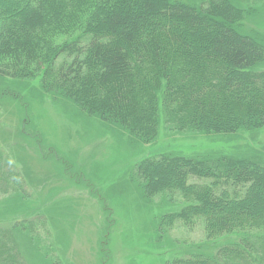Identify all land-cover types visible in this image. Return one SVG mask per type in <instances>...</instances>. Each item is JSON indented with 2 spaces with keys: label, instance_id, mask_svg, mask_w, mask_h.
Masks as SVG:
<instances>
[{
  "label": "trees",
  "instance_id": "trees-1",
  "mask_svg": "<svg viewBox=\"0 0 264 264\" xmlns=\"http://www.w3.org/2000/svg\"><path fill=\"white\" fill-rule=\"evenodd\" d=\"M13 2L20 10L0 28V75L39 80L38 88L53 100L72 103L133 143L155 146L162 123L181 138L264 127V70H251L264 61V47L231 26L243 24L246 15L229 0H210L199 10L182 0ZM1 4L12 6L9 0ZM175 162L182 166L174 183L196 176V191L155 185L160 175L152 173ZM260 163L212 150L191 159L169 151L132 169L131 181L148 194L188 192L182 196L190 205L160 219L166 229H194L201 222L206 241L226 240L211 254L200 248L167 264H264ZM36 227L25 221L14 232L0 226V264H15V232H28L39 249H50Z\"/></svg>",
  "mask_w": 264,
  "mask_h": 264
},
{
  "label": "rangeland",
  "instance_id": "rangeland-1",
  "mask_svg": "<svg viewBox=\"0 0 264 264\" xmlns=\"http://www.w3.org/2000/svg\"><path fill=\"white\" fill-rule=\"evenodd\" d=\"M182 1L199 10L210 0ZM229 2L246 15L243 24L231 26L264 47V0ZM129 7L136 12L133 4ZM19 10V3L1 4L0 28ZM251 70H264V61ZM14 79L0 75V226L14 232L21 222H42L38 240L50 242L55 264H167L183 253L195 256L200 248L211 254L226 242L206 241L201 222L194 229H166L169 224L160 219L179 213L187 206L185 199L178 191L148 194L131 181L130 173L169 151L189 159L211 150L224 156L234 153L264 166V127L181 138L162 123L155 146L137 144L72 103L53 100L38 88L39 80ZM177 163L165 173L171 181L182 166ZM33 190L40 191L38 199ZM258 192L264 199V187ZM223 205L228 208L230 202ZM259 210L264 213V206ZM13 235L15 264H52L28 232Z\"/></svg>",
  "mask_w": 264,
  "mask_h": 264
},
{
  "label": "bare ground",
  "instance_id": "bare-ground-1",
  "mask_svg": "<svg viewBox=\"0 0 264 264\" xmlns=\"http://www.w3.org/2000/svg\"><path fill=\"white\" fill-rule=\"evenodd\" d=\"M119 132V131H118ZM222 156H224V155H222ZM224 157H226V156H224ZM241 158H244V157H241ZM245 158H248V157H245ZM253 160H255L256 161V159H253ZM204 164L206 163V161H204L203 162ZM197 164H199V162L197 163ZM149 169H147V171H148ZM170 171V170H172V168H167V169H165V167H161V168H158V169H156L153 173H154V175H160V177L156 180V182H155V185L156 186H158V185H161V184H163L164 182H171V184H175V185H178V186H180V187H182V188H185V189H189L191 192H193V191H196V187L195 186H193V185H191V181L192 180H197V179H199L198 177H196V176H192V177H190L188 180L189 181H186V183H185V178H184V183L181 185V184H179V183H174V181H171L169 178H168V174L166 175L165 173H166V171ZM163 171H165V173L163 172ZM148 172H152L151 170L150 171H148ZM161 172H163V174H161ZM161 176H163V177H161ZM187 176V175H186ZM185 176V177H186ZM200 180H203V181H211V180H209V179H205V178H200ZM181 188V190H178V192L180 193V195L182 196V195H184V194H187L188 195V192H186L184 189H182ZM183 197V196H182ZM188 201V200H187Z\"/></svg>",
  "mask_w": 264,
  "mask_h": 264
}]
</instances>
